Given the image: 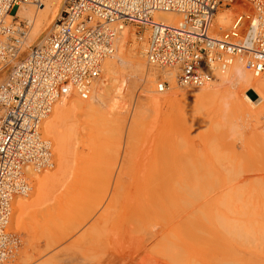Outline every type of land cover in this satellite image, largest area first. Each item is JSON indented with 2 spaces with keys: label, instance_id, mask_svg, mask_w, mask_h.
<instances>
[{
  "label": "rangeland",
  "instance_id": "374dc122",
  "mask_svg": "<svg viewBox=\"0 0 264 264\" xmlns=\"http://www.w3.org/2000/svg\"><path fill=\"white\" fill-rule=\"evenodd\" d=\"M62 1L55 16H47L48 22H43L41 31L39 30L33 38L30 47L43 37L58 17ZM38 9L39 6H27L20 16L17 15L19 21L27 24V33V13L29 10ZM13 12L14 8L11 9V13ZM230 16L229 14V18ZM228 22L223 24L224 28L228 26ZM125 29L129 36V42L126 41L125 59L129 60L130 64L121 65L117 56L107 59L109 61L113 58L115 64L112 74L108 73L112 80L105 81L109 86L104 88L109 91L105 90L100 96L95 88L92 100L70 96H75V99L78 98L82 102H90L93 108H89L78 118V130L83 128V131H80V134L76 131V153L68 177L64 182L53 181L52 193L39 196L38 184L34 183L38 175H35L31 181V186H34L28 194L18 196L14 200H24L28 207L23 210L26 216L22 213L19 217L22 221L17 225L11 223V218L13 221V217L17 216L12 206L9 228L20 236L21 243L9 264H69L70 257L79 255L88 256L90 260L98 259L95 247L91 248L93 244L86 254L83 252L81 255L78 245L71 241L72 237L65 236L69 233L71 224L75 223V228L83 220L81 218L84 216L80 217L76 213L81 201H91L89 195L83 193V196L80 193L85 189L82 190L77 180L86 177L92 169L93 174L101 175L106 166L108 169L112 167L110 164L116 158H119L118 166L122 165L124 174L145 168L146 173L143 175H150L151 165L155 164L152 157L158 146V138H161V147L171 150L172 156L178 155L182 162L183 170L181 166L180 170L183 175L180 178L183 180L177 183L181 184V187L177 188L176 184L170 187L169 193H172V190L174 192L170 194L171 198L167 195L159 201L152 195L153 181L145 177L144 185L139 184L144 186V189L140 186V190L136 189L137 212L133 221H129V230H124L125 210L118 215L112 214V208H108L103 227L100 229L106 246L103 258H115V264H169L168 258L178 253L181 254L180 264H229L226 258L229 253L237 261L234 264H264V137L255 135L253 124L248 123L246 126L245 119H241L236 112L230 94L238 87L235 86L233 78H226L235 72L240 73L241 70L251 74L240 64L234 65L235 67H231L227 73L218 74L215 82L207 84L217 87L213 90V93L217 92L216 97L211 100L212 104L207 105V108L188 106L178 94L174 95L176 90L184 87L176 83V74L175 81L168 82L164 78L165 71L160 72L148 66L143 56L144 77L135 76L139 74L134 73L132 67L133 51H127L133 42L137 45L141 43L144 49V40L139 37L136 27L127 26ZM28 42L26 38V43ZM24 48L25 52L27 47ZM117 51L115 49L113 56L117 55ZM10 68L11 65L0 71V82ZM103 75L104 72L101 80H104ZM161 77L168 82L169 88L164 92H157L155 82ZM194 87L197 86L190 88ZM247 90L244 91L250 97H256L252 90ZM110 106L119 117L118 126L111 124L107 119L106 109ZM135 112L137 115L132 122ZM161 131L162 134L158 133ZM165 136L168 138L167 142ZM129 159H135V162H129ZM55 163L53 159V168L45 172L55 173ZM186 170L187 172H184ZM123 179L128 178L125 175ZM129 182L124 185L125 189ZM118 201L125 209L126 196H118ZM116 228L119 230L115 231ZM94 234L96 233H93V238ZM63 235L64 238H61Z\"/></svg>",
  "mask_w": 264,
  "mask_h": 264
},
{
  "label": "built area",
  "instance_id": "2783aa9c",
  "mask_svg": "<svg viewBox=\"0 0 264 264\" xmlns=\"http://www.w3.org/2000/svg\"><path fill=\"white\" fill-rule=\"evenodd\" d=\"M41 2L0 0V71L11 65L0 82V264H9L21 243L9 228L13 200L27 193L33 176L53 168L43 121L63 98H90L124 28L138 29L148 66L175 72L180 86L210 84L233 64L264 77V0H63L58 17L24 52L28 27L17 12ZM227 11L224 28L218 17ZM157 12L179 20L164 23ZM168 88L163 77L155 82L157 92Z\"/></svg>",
  "mask_w": 264,
  "mask_h": 264
},
{
  "label": "bare ground",
  "instance_id": "6f19581e",
  "mask_svg": "<svg viewBox=\"0 0 264 264\" xmlns=\"http://www.w3.org/2000/svg\"><path fill=\"white\" fill-rule=\"evenodd\" d=\"M60 3H61V0H42L38 11H36L37 9L35 11H33V10L28 11L26 19H27V23L29 25V30L27 33V39L29 42L25 44V47H27V48L30 47L31 41H33V38L39 32L41 25L44 24L43 22L48 20L47 16L48 15L51 16L50 18H53L55 16V14L57 13V11L59 9ZM26 7H27V5H22L18 10L17 15L20 16L22 14L21 12H23ZM229 14H230L229 11L221 14L218 17V24L221 26H224L223 24H225V23L227 24V22L229 20ZM154 18L156 20H160V21L167 23V24H174L179 20V17L176 15H173L170 13H160V12L155 13ZM132 34H134V33H132ZM128 37H129L128 31H127V29L124 28V30L122 31L121 35L117 38V41L115 43V49H117L118 51L115 53L117 55L112 56V57L114 58L117 56V59H119V62L121 65L129 63V60L127 61V59H125L126 58L125 53L127 50L126 41H127ZM132 41H134V40H132ZM127 42H129V41H127ZM135 44L136 43H134V42L131 43V46L128 48L127 52H129V50H130V52L133 51L132 57H133L134 61H132V64H133L132 67L134 68V73H137L140 75V76L139 75H135V76H137V77L143 76L144 77L143 74L145 73V62L143 60V56H144L143 48L141 46V43L139 45H137V44L135 45ZM127 46H129V45H127ZM143 47H144V45H143ZM127 54H130V53H127ZM112 59H109V61L106 59L107 60V62L105 63L106 66L104 65V62L106 60H104L103 65H102V71L104 72V75H103L104 80L98 81L96 83V85H94L93 92H92L89 100L93 99V97H94L93 93L96 92L95 88H97V93L98 94L100 93V96H101V94L103 95L105 93V90L109 91L108 89H106L104 87L106 85H108V84H106L105 81H109V79L112 78L111 76H109V74L111 72H113L114 68H115V64L113 63ZM234 65H236V64H233L231 67L234 68L235 67ZM231 67H229L228 70H230ZM239 68H240V66H239ZM227 71L224 73H227ZM224 76H226V75H224ZM174 77H175V72L165 71V77L164 78L167 79L168 82L175 81ZM226 78H233V80L235 82V86L238 87L236 90L232 89V90H235L234 92H232V90H231L232 93L230 92L231 93L230 97H231L232 101L234 102L233 107L235 108L236 112L238 113V115L240 116L241 119H245L246 126H248V123L253 124V130L256 132L255 135H258L259 137H264V79H262V77L261 78L260 77H253V76L249 75L248 73H245L242 70L240 71V73L235 72L233 74H230V76H228ZM110 80H112V79H110ZM146 80H148V79H146ZM151 81H153V80H151ZM213 82H215V81H213ZM190 87L184 86L181 89L176 90L174 92V95L178 94L181 97L182 101L185 104L187 103L188 106L206 107L207 105H210V103L212 104L211 100L214 97H216L215 94L217 91L215 90L216 92L213 93V90L215 89L216 86H211V85L206 84L205 86H201V87L197 86L196 88L195 87L190 88ZM245 89L252 90L254 92V94L256 95V97H254V98L250 97L246 93V91H244ZM221 96H219V97H221ZM75 98L76 97L74 96L73 98L67 97V98L61 99L52 108L51 114L43 121L42 130H41L42 136L44 138L50 137V138H48V140L50 141L52 151L55 150L54 151L55 152V158H53V159H55V162L57 163V165H56L57 169H56L55 173L54 172L52 173L50 171L49 172L44 171L42 173L36 174V176L37 175L38 176L37 177L35 176L36 178H35L34 183L38 184L37 185L38 186L37 193L39 194V196L43 195L45 193H49V192L52 193V190H54V187L52 186V182L53 181L57 182L60 180L62 182H64L69 175V169L71 167L72 159L74 158L75 153H76L75 145H74L76 142L75 140H77L75 137L76 131L79 132V134L83 131V128L78 130L79 129L78 124H77L78 118L82 114L86 113V111L89 108L90 109L93 108V106H91L90 102H82L78 98L77 99H75ZM102 99H104V98H102ZM219 101H221V99ZM211 107H209V108H211ZM119 112L121 113V111H119ZM122 112H124V111H122ZM106 115L108 117L107 118L108 121L111 124L118 126L117 122L119 124V121H118L119 117L116 116V112H114V110L111 106H110V108L106 109ZM136 115H137V112L134 113V120L132 122L135 121ZM120 118L124 119L125 117L120 116ZM121 124H122V122H121ZM162 131H163V129H162ZM162 131L158 132V133L162 134ZM163 133H165V131ZM162 138H164V134H163ZM165 138H166V136H165ZM158 139H156V140L160 143L157 142L158 146L155 150L156 152H154V154H155L154 157H152L153 162H155V164L151 165L150 169H151L152 173L150 175H148V176L143 175L144 173H146L144 170L145 168H141V170H137L136 172L134 169L131 172L124 174L122 165L118 166V159L119 158H116L114 160V162L112 161L113 163L111 162L110 165H112V167L110 169H108L109 167L106 166V163L104 164L106 166L105 167L106 170H105V172L101 171L103 173V175H102V173H101V175L100 174L99 175L93 174L94 172L92 169V172H89L88 175L86 174V177H81L79 180H77L80 187L83 188L82 190L85 189L84 192H80V193H82L83 196H85L84 194H86V196L89 195L91 197V199H89L90 197H85V198H88L91 201H90V203L89 202L83 203L81 201V203L79 205V209L77 210L76 213L78 215H80V217L84 216L83 218H81L83 220L80 222V225L77 224L78 226L75 228L73 226L75 223L73 225L71 224V226L68 230L70 234L69 233L65 234V236L67 235V237H72L71 241L73 243H75L76 246L78 245V247H79L78 249H80V251L82 252L81 255H83V252L86 254L87 250L89 251L91 244H93L94 246L91 248L93 249L95 247V250H96L95 252L98 254V256H97L98 259L96 258V260H90L89 258H87L88 257L87 255H85L87 257H84V256L80 257V255H79L80 258L76 257V256L75 257L72 256L69 259V264H115V258L111 257L108 260H105L103 258L106 246L104 244L103 236L101 235L102 232L100 233V229H101V227H103L104 218L108 213L107 212L108 208H110V207L112 208V211H111L112 214L120 215L125 210L126 216L124 219L125 220L124 230L130 229V222L129 221H133L135 213L137 212V210H136V199H135L136 189L138 190V188H139V190H140V187H142V185H144L143 182H146L145 177L147 179L153 181L152 195L156 200H159V201L161 199L167 197V195L169 196V198H171L170 194L172 195V193L174 194V192L172 190V193H169L170 187H173L175 184H176L177 188L181 187V184L177 185V183H180V180H181L180 177H182V175H183V172L181 173V171L183 170L182 162L179 160L178 155L172 156L171 150H169L168 148L166 149L165 147H161V141H160L161 138L159 140ZM167 140H168V138H166V141L165 140L164 141L167 142ZM147 141H148V139H147ZM155 146H156V143H155ZM148 149H149V147H148ZM117 151H119V150H117ZM53 156H54V154H53ZM121 157H122V154H121ZM124 157L125 156H123V159H124ZM147 158L149 159V156ZM148 159L146 161H148ZM131 160L134 161L135 159H131ZM131 160L129 159V162H133ZM151 161H152V159H151ZM107 163H110V162H107ZM150 164H151V162H150ZM180 166H181L182 170H180ZM100 169H101V167H100ZM147 169H149V168H147ZM143 170H144V172H143ZM97 171H99V169H97ZM184 172H187V170ZM77 174H78V172H77ZM125 175L128 179L124 180L123 177ZM182 180H183V178H182ZM127 181H130V182H129L128 187L126 185V189H125L124 185L126 184ZM139 184H142V185L140 186ZM33 186H34L33 184H32V186L30 184L29 190L23 196H26L28 194V192L31 190V188H33ZM232 186H233V184H232ZM142 188L144 189V186ZM120 195L126 196L127 205H126L125 209L120 204L121 202L118 201V196H120ZM46 197H47V195H46ZM14 200H13L12 206H13L14 213H16L17 216H15V218L13 217V221L11 218V223L14 222L18 225V224H20V220L22 221V219H19V217L22 216L21 214L23 213V210L27 206V203L24 200H18L17 199L16 202H14ZM26 212L28 213L27 210H26ZM24 216H26V213L24 214ZM77 218H79V217H77ZM126 221H127V223H126ZM76 223H77V221H76ZM71 229L73 230L72 232H71ZM118 230L119 229H117L115 231H118ZM94 232L96 233V235L94 234L95 237L93 238ZM91 233H92V235H91ZM157 234H159V233H157ZM167 234H168V232H167ZM164 236H166V235H164ZM61 238H64V235ZM61 238H60V240H61ZM80 251H79V253H80ZM232 253L233 252H231V255H232ZM180 255L181 254H178V253H176V254L174 253L173 255H171V257L168 258L169 264H180L181 263ZM227 255H226V258L229 260V264L237 263L236 259H233L229 253ZM223 256H224V254L222 255V257ZM163 257L165 258L164 255H163ZM182 257H184V256H182ZM240 258H241V256H240ZM185 259H186V257H185ZM187 261H189V259ZM182 263H183V261H182ZM120 264H125V263L122 262ZM241 264H243V263H241Z\"/></svg>",
  "mask_w": 264,
  "mask_h": 264
}]
</instances>
